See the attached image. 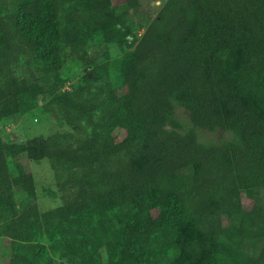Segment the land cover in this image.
Wrapping results in <instances>:
<instances>
[{
  "label": "trees",
  "instance_id": "trees-1",
  "mask_svg": "<svg viewBox=\"0 0 264 264\" xmlns=\"http://www.w3.org/2000/svg\"><path fill=\"white\" fill-rule=\"evenodd\" d=\"M136 1L0 0V122H15L22 95L45 92L43 111L67 126L22 141L0 136V242H9L0 264L264 260V213L241 201L242 191L264 188V0H166L138 38L128 17ZM109 29L119 40L106 57L134 46L117 61V91H93L94 71L58 87L66 61L81 66L85 43ZM174 103L193 126L228 130L231 140L167 129ZM44 159L67 195L42 210L24 163Z\"/></svg>",
  "mask_w": 264,
  "mask_h": 264
},
{
  "label": "rangeland",
  "instance_id": "rangeland-1",
  "mask_svg": "<svg viewBox=\"0 0 264 264\" xmlns=\"http://www.w3.org/2000/svg\"><path fill=\"white\" fill-rule=\"evenodd\" d=\"M111 1L115 7L123 2V0ZM165 2L166 0H137L133 3V6L129 9L128 17L133 20L134 25L140 26L133 31V37H141L145 27L158 17ZM116 31V29L106 30L101 34L95 35L93 37L94 39L87 41L84 45L85 59L81 66L78 67L73 60L68 59L59 70L61 81L58 83V87L64 85V88L68 89L71 87V83L76 82L82 76L84 71L88 72L90 76V71H94L95 76H97V83L93 91L103 92L108 86L117 91L121 80L117 61L125 53L132 51L134 46L123 43L120 47L115 48L110 54V57H106L103 50L108 47L109 42L113 43L119 40ZM132 36L128 38L129 41L132 39ZM14 71L18 77L26 75V66L23 60L14 66ZM47 100L48 95L45 92L39 95L32 93L22 95L20 97V114L15 117L17 118L15 122L10 120L3 123L0 122V136L7 141H22L29 137H35L40 134L45 135L56 132L57 130L66 129L67 126L65 124L59 126L53 115L43 111L42 106ZM173 117L175 122L167 123L165 126L169 130H176L181 133L187 130H193L197 140L200 142L212 141L223 144L231 140L232 134L228 130L218 128L210 131L193 126L190 121L189 111L180 104L174 103ZM125 131V128L117 127L114 129L112 135L115 139H120ZM24 168L32 177L31 180L34 186L33 200L40 209H48L62 203L63 198L67 194H62L57 190L49 163L46 159L26 161ZM10 169L13 176H16V170L11 161ZM14 195L17 201H21L25 193L20 188H16ZM241 201L244 209L250 211L258 208L264 213V188L242 191ZM8 243V239L2 240L0 242V250L5 245L7 246ZM245 251L251 257H257L258 249L256 247H246ZM260 264H264V260Z\"/></svg>",
  "mask_w": 264,
  "mask_h": 264
}]
</instances>
